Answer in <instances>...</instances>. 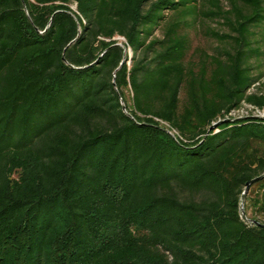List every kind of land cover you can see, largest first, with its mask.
<instances>
[{
    "label": "trees",
    "instance_id": "1",
    "mask_svg": "<svg viewBox=\"0 0 264 264\" xmlns=\"http://www.w3.org/2000/svg\"><path fill=\"white\" fill-rule=\"evenodd\" d=\"M263 41L264 0H0V264H264Z\"/></svg>",
    "mask_w": 264,
    "mask_h": 264
},
{
    "label": "rangeland",
    "instance_id": "2",
    "mask_svg": "<svg viewBox=\"0 0 264 264\" xmlns=\"http://www.w3.org/2000/svg\"><path fill=\"white\" fill-rule=\"evenodd\" d=\"M74 8H76V6L74 5ZM207 25H209L212 28H219V25L216 22H206ZM188 36H189V41H190V50L188 55L190 56L192 54V51L195 48H201L203 50H205L207 53L209 54H213L215 52V48L218 46L217 42L209 37H207L206 35L203 34L202 32V27H198L195 29H190L187 30ZM157 36H160L159 32H156ZM119 40L123 41V38H119ZM260 45L262 46V51L263 54L261 56L260 62H261V69L264 72V41L262 43H260ZM131 54V52H129V55ZM253 66H257V63L253 60ZM254 67V68H255ZM256 70V68H255ZM254 70V73H256V71ZM264 82V75L260 80V83ZM258 84H255V87H257ZM253 87V88H255ZM262 90L264 92V85L262 86ZM256 114V112H254L253 110H250L249 106L244 104L242 107H240L239 109H235L233 111H231L230 114L227 115V117H231V118H239L241 116H245V115H253ZM264 117V115H263ZM252 197L254 194L252 191L248 190L247 194L241 198L240 203H239V210L240 213L242 215V218L245 219V217L248 219L250 218L252 215L254 214V211L251 209L248 201L246 200L247 196ZM249 222V221H248Z\"/></svg>",
    "mask_w": 264,
    "mask_h": 264
},
{
    "label": "built area",
    "instance_id": "3",
    "mask_svg": "<svg viewBox=\"0 0 264 264\" xmlns=\"http://www.w3.org/2000/svg\"><path fill=\"white\" fill-rule=\"evenodd\" d=\"M246 105L249 106L250 110H253L254 112H256V114H253V116L263 117V115H264V109H258V108L254 107V106H252V105H249V104H246ZM230 113H231V112H230ZM230 113H229V114H230ZM160 122H161L162 125L165 126L166 131H167L170 135H172V136H179L178 132H177L175 129H173L172 127H170V125H169L168 123H166V122H164V121H160ZM245 220H246V219H245ZM247 221H248V220H247Z\"/></svg>",
    "mask_w": 264,
    "mask_h": 264
},
{
    "label": "water",
    "instance_id": "4",
    "mask_svg": "<svg viewBox=\"0 0 264 264\" xmlns=\"http://www.w3.org/2000/svg\"><path fill=\"white\" fill-rule=\"evenodd\" d=\"M219 122H220V120H218V121L212 123V124L210 125L209 128H210V129L214 128ZM262 177H264V172H263L262 174L256 176V177L250 179L249 181H247L246 184H245V187H244V189H243V192H242L243 196H245V195L247 194L250 185H251L254 181H257V180H259V179L262 178ZM245 219H246V220H249V219H247L246 217H245ZM249 221L253 222V220H249ZM256 224L261 225V226L264 227V224H259V223H257V222H256Z\"/></svg>",
    "mask_w": 264,
    "mask_h": 264
}]
</instances>
